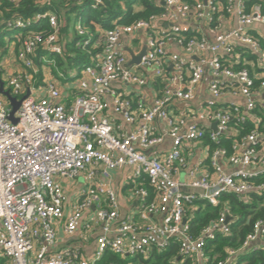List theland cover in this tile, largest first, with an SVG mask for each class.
<instances>
[{
  "label": "built area",
  "instance_id": "obj_1",
  "mask_svg": "<svg viewBox=\"0 0 264 264\" xmlns=\"http://www.w3.org/2000/svg\"><path fill=\"white\" fill-rule=\"evenodd\" d=\"M38 1L46 11L3 21L22 68H6L0 55L4 89L21 100L13 122L0 95V258L102 264L108 253L147 259L175 244L179 258L208 264V242L230 236L238 218L225 196L264 205V0H159L158 13L95 35L80 21L76 46L91 55L67 83L42 65L56 67L48 54L63 51L62 12L81 0ZM41 21L49 32L28 30ZM206 73L209 98L197 103ZM112 171L130 203L123 214ZM204 204L219 213L194 234ZM259 249L264 216L213 264Z\"/></svg>",
  "mask_w": 264,
  "mask_h": 264
},
{
  "label": "trees",
  "instance_id": "obj_2",
  "mask_svg": "<svg viewBox=\"0 0 264 264\" xmlns=\"http://www.w3.org/2000/svg\"><path fill=\"white\" fill-rule=\"evenodd\" d=\"M63 5L65 0H62ZM92 0H81V4H72L66 12L75 15L81 23L94 35L99 30H107L115 24H129L137 20L147 19L150 15L158 13L161 9L159 0H101L97 8L91 7ZM263 14H264V1ZM46 5L38 0H0V55L4 56L9 51L10 43L14 42L15 52L17 42L11 39V32L5 30L3 21L11 19L16 15L24 18L30 17L37 12L46 11ZM28 30L32 32H49V27L45 21L33 25ZM25 31H23V34ZM23 36V35H22ZM78 37L70 41H65L63 51L60 55L48 54L49 59H53L60 70L65 73L64 65L75 68L79 72L82 65L89 61L91 54L82 51L76 46ZM93 54L98 50H91ZM37 65L40 62L37 61ZM64 66V67H61ZM67 66V67H68ZM40 71V70H39ZM42 74H38L39 84L42 82ZM74 77V76H73ZM38 82L36 84H38ZM264 180V177L262 178ZM230 204V213L236 215L237 221L232 225L230 236H217L215 240L208 242L206 251L209 255L208 264L224 258L228 248H237L245 235L251 230L253 221L264 216V205L260 197L253 196L250 203L243 202L234 195L225 196ZM202 204V203H198ZM219 213V207L203 205L193 215L191 219V230L197 234L199 230L214 219ZM113 262L115 264H189L188 259L179 258L178 249L175 244H171L165 251L153 252L147 259L138 257L120 258L117 255L108 253L102 264ZM0 264H4V259L0 258ZM234 264H264V249H259L240 255Z\"/></svg>",
  "mask_w": 264,
  "mask_h": 264
},
{
  "label": "rangeland",
  "instance_id": "obj_3",
  "mask_svg": "<svg viewBox=\"0 0 264 264\" xmlns=\"http://www.w3.org/2000/svg\"><path fill=\"white\" fill-rule=\"evenodd\" d=\"M62 15L65 17L66 21L64 20L65 23H64L63 27L61 28V40L65 42L70 37L68 39L70 41L75 37L76 28H77V25L79 24L80 20L75 15L68 14L67 12H62ZM12 46H14V45L10 44V47H11L10 52L7 53L6 55H4V57H3L4 64H5L6 68H8V69L9 68L10 69H21L22 66L16 62H14V60H15V48H13ZM35 57H37V54ZM52 65H53L52 62H51L50 66H46L44 64L42 65L43 70L45 72V75L47 77H61L63 79L62 81L64 83L70 82L74 79L73 76H74L75 72L77 71L75 68L71 69V67H69L68 65H64L65 67L61 66V67H64L66 69V71H65V73H63V76H59L58 72H61L60 66H56L57 63L55 64V62H54V66H56V67L51 68ZM39 66L40 65H37L38 68H39ZM4 78H5V76L3 75V73H1L0 79L2 82L4 81ZM41 78H42V76H41ZM37 82H38V76H37L36 80L34 81V85L37 86V85L42 84V82L40 84H39V82H38V84H36ZM5 89H6V87H5ZM78 183L80 185L84 184L82 177L78 179Z\"/></svg>",
  "mask_w": 264,
  "mask_h": 264
},
{
  "label": "crops",
  "instance_id": "obj_4",
  "mask_svg": "<svg viewBox=\"0 0 264 264\" xmlns=\"http://www.w3.org/2000/svg\"><path fill=\"white\" fill-rule=\"evenodd\" d=\"M70 38V37H69ZM68 38V39H69ZM66 41H69V40ZM184 54V53H182ZM209 73H206L202 82L197 85L196 88V102L198 103L199 101H205L206 99L209 98L208 92H207V84L209 81ZM151 86L148 85L145 87V92H147L151 96ZM148 100V98H147ZM150 100V99H149ZM148 100V101H149ZM161 122H158L157 125L160 126ZM171 145V139L169 137H166L164 143L159 147L161 150L168 149ZM122 181V175L120 172L112 171V178L110 180L112 186L118 190V196H119V204H120V211L121 214L126 213L130 209V203H128L125 199V191H122L119 189L120 187V182ZM80 187V184L78 183V179L74 181L72 184L67 186L68 189V194L73 195L75 191ZM68 238L63 235L62 231L60 230L58 233V244L60 246H63V244L67 243Z\"/></svg>",
  "mask_w": 264,
  "mask_h": 264
},
{
  "label": "water",
  "instance_id": "obj_5",
  "mask_svg": "<svg viewBox=\"0 0 264 264\" xmlns=\"http://www.w3.org/2000/svg\"><path fill=\"white\" fill-rule=\"evenodd\" d=\"M144 54V49L142 50L140 55L132 56V59L130 60V64L132 63H138L140 60V57ZM28 94V93H27ZM0 95L6 97V99L9 101L11 105V111H10V119L13 122H16V118L13 117L14 112L19 108L21 104V100H17L15 97H13L8 90L4 89L3 82L0 79ZM27 95H25L26 97Z\"/></svg>",
  "mask_w": 264,
  "mask_h": 264
}]
</instances>
